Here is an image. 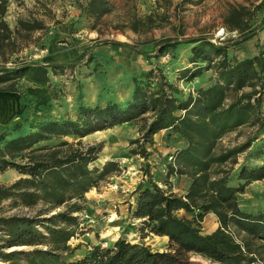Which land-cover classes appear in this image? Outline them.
Here are the masks:
<instances>
[{
  "label": "trees",
  "instance_id": "1",
  "mask_svg": "<svg viewBox=\"0 0 264 264\" xmlns=\"http://www.w3.org/2000/svg\"><path fill=\"white\" fill-rule=\"evenodd\" d=\"M9 1L0 0V86L6 85L0 92H19L16 82L28 78L35 86L51 89L50 97L56 100L58 91L50 75L73 69L86 56V64H90L93 59L87 55L89 49L75 60L62 63L20 60L18 55L30 44L45 50L39 42L50 28L31 15L18 19L11 29L4 19ZM14 1L21 4V0ZM36 1L44 6L45 16L52 17V11ZM259 9L260 5L251 12L238 7L230 12L228 29L238 34L230 45L213 44L206 37L156 42L154 50L159 53L174 51L181 44H195L190 63H206L180 72L177 82H192L211 73L186 98L160 70L153 69L132 78L130 98L124 105H79L72 118L43 116L32 123L26 121V127L18 121L2 132L0 174L14 170L21 177L10 185L0 184V260L6 264H190L191 256H197L214 264H264V211L244 212L237 202V195L243 194L247 186L264 180V164L242 165L233 173L237 156L249 149L250 143L218 149L224 136L240 128L257 127L264 132V47L256 56L242 60L227 54L229 48L252 39L258 32L264 34V21L256 29L248 25ZM82 10L88 17L99 18L111 9L108 0H88ZM61 24V20H52L54 27ZM138 24L135 21L132 30L137 31ZM136 53L150 56L142 51ZM147 113L149 121L141 117ZM139 117L144 124L139 138L129 142L135 146L130 156L147 160L154 147L153 137L161 131L185 142L167 167V177L184 176L190 180L184 195L173 193L169 183H165L166 189H160L147 170L145 182L132 193L131 217L139 221L138 231L166 237L167 251H152L145 244L118 238L107 247L89 246L79 258L70 259L80 246L71 247L69 242L83 232L79 214L84 210V196L119 170L112 161L92 166L101 145H83L81 139ZM65 137L78 141L40 145ZM261 154L256 153L257 157ZM4 209L29 213L5 215ZM180 212L190 218L179 216ZM208 214L215 216L218 227L211 234H202L200 224Z\"/></svg>",
  "mask_w": 264,
  "mask_h": 264
},
{
  "label": "rangeland",
  "instance_id": "2",
  "mask_svg": "<svg viewBox=\"0 0 264 264\" xmlns=\"http://www.w3.org/2000/svg\"><path fill=\"white\" fill-rule=\"evenodd\" d=\"M38 1L47 7L45 9L52 11V17L45 16L44 6L39 5L36 0H21V4L10 0L4 17L9 27L13 29L18 19L33 15L35 18L42 19L50 28L39 42L40 44L45 45L54 33H60L56 37H58L57 42L62 44L61 48L67 52L76 48L80 51L78 55L89 49L87 55H91L93 60L90 64H86L88 57L86 56L73 69H66L61 74L52 76L51 84L58 92L57 99L53 100L50 97L49 104L39 101L34 98V95H28L25 91L20 93V109L18 107L17 111L19 121L25 127L26 121L32 123L43 116L62 119L67 115L72 118L79 105H105L108 102L124 105L130 98L132 78L153 69L160 70L168 81L175 79L176 84H188L190 82H177L180 72L183 69L191 70L196 66L206 65L205 62L199 60L195 66L190 63L191 49L195 44H181L174 51L166 50L159 53L154 50L156 42L163 39L181 41L206 37L210 43L230 45L238 34L229 31L226 20L230 12L238 7H245L251 12L254 7L260 5V9L248 24L251 29H256L264 21V0H108L110 12L99 18L88 17L83 12L82 8L86 6L88 0ZM53 19L61 20L62 24L52 26ZM135 21L140 23L137 31L132 30ZM221 28L225 29L227 35L223 41L214 42L213 36ZM39 35L40 33L35 34L34 37ZM263 47V32H258L252 39L229 48L227 54L229 57L242 60L256 56L258 50ZM133 48L135 51L132 50ZM136 51H142L150 56L145 58ZM52 56L54 53H48L46 46L45 50L41 51L34 44H30L29 48L18 55V58L26 62L48 64L51 63ZM78 57H68L66 62ZM210 75V72L204 73L201 78L197 79V83L200 79H203L205 83ZM22 81L23 79L17 81L16 85ZM199 85L201 83L192 86V91ZM5 86H0V89ZM152 87L155 88L153 85ZM42 89H45L48 94L51 90L45 87ZM181 91L183 98H186L184 90ZM261 115L264 120V105ZM141 117L149 121L150 113ZM141 117L130 123L95 132L81 139L83 145H101L98 159L92 166L101 167L112 161L118 164L119 170L106 176L95 189L90 190L84 196L82 202L84 210L79 214L83 222V232L69 242L71 247L80 246L70 259L76 258L89 246L107 247L118 238H123L130 243L145 244L152 251H167L166 237L162 238L138 231L139 221L131 217L134 206L132 193L139 183L145 182V170L149 172L151 180L160 189H166L165 183H169L171 190L176 188V193H179L180 188H184L186 182L190 184V180L184 176L167 177V167L172 163L174 152L183 148L185 142L172 133L161 131L153 137L154 147L149 150L150 155L147 160L139 156H130V151L135 149V146L130 145L129 142L139 138V131L144 124ZM61 141L76 143L78 139L65 137L40 145L51 147ZM246 141L250 143V148L237 156V165L234 166L233 173H236L242 165L251 167L264 164V132H259L257 127H243L224 136L218 143V149L233 148ZM256 153L262 154L257 157ZM20 177L14 170H8L0 174V184L10 185ZM234 184L237 183L234 182ZM237 202L244 212L264 211V180L247 186L243 194L237 195ZM5 210L2 212L5 215L29 213L26 210ZM85 215L93 223L85 219ZM179 216L190 218L184 212H180ZM216 222L213 216L204 218L200 224L201 233L207 234L215 229ZM8 251L10 250L6 252ZM0 264L6 263L0 260ZM190 264L214 263L191 256Z\"/></svg>",
  "mask_w": 264,
  "mask_h": 264
},
{
  "label": "crops",
  "instance_id": "3",
  "mask_svg": "<svg viewBox=\"0 0 264 264\" xmlns=\"http://www.w3.org/2000/svg\"><path fill=\"white\" fill-rule=\"evenodd\" d=\"M59 34L60 33H54L53 36L50 39H48V41H46V43H45L46 50L48 51V53H51V54L54 53V56H52L53 59H52L51 63L66 62L68 57H74L75 58V57L79 56L78 54L80 51H78L76 48L67 52L66 50H64L63 48L60 47V45H62V44L57 42L58 37H56V35L58 36ZM263 36H264V34H263ZM51 80H52V75H50V81ZM201 80L202 79H200V81ZM175 81H176L175 79L173 81H172V79H169V82L177 85L180 91L184 90V96H187L188 94H190V92L193 93L192 88L194 87V85L195 84L197 85L198 83H200V81H198V83H197V78H196V80H194L195 81L194 83L190 82V83L186 84V83L182 82L183 84H181V85L176 84ZM51 83H52V81H51ZM26 87H30V88H26ZM16 88L19 90V92H16V93L0 92V134L2 132L6 131L8 128H11L14 124H16L19 121L20 117L18 116L17 110H18V107L20 109V100H19L20 99V93L25 91V92H27L28 95H31V96L34 95V98L39 99V101H44V102H46V104H49V102H51L50 95L48 94V92L45 89H42V87L33 85V83L28 78H23V81L21 83H18L16 85ZM182 95H183V92H182ZM90 106H94V105H90ZM188 186H189V183L186 182V185L184 186V188H180L179 193H176L177 192L176 188L172 189V192H174L175 194H178V195H184ZM170 187H171V185H170ZM131 204H133V203H131ZM208 216L215 217L212 214H208L204 218L207 219ZM215 220H216V218H215ZM215 225H217L216 228L211 230L207 234H211L212 232H214L217 229V227H218L217 222L215 223ZM162 238H164V237H162ZM80 252H82V251H80ZM82 253H79L76 258H79Z\"/></svg>",
  "mask_w": 264,
  "mask_h": 264
},
{
  "label": "built area",
  "instance_id": "4",
  "mask_svg": "<svg viewBox=\"0 0 264 264\" xmlns=\"http://www.w3.org/2000/svg\"><path fill=\"white\" fill-rule=\"evenodd\" d=\"M227 33L225 32V29L224 28H221V29H218L214 36H213V41H217V42H221L223 41V39H225ZM85 219H87L89 221V217L87 215L84 216ZM90 223H93V221H89Z\"/></svg>",
  "mask_w": 264,
  "mask_h": 264
}]
</instances>
